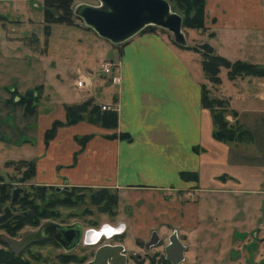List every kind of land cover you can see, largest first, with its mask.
Segmentation results:
<instances>
[{"label":"crops","instance_id":"crops-1","mask_svg":"<svg viewBox=\"0 0 264 264\" xmlns=\"http://www.w3.org/2000/svg\"><path fill=\"white\" fill-rule=\"evenodd\" d=\"M204 23L214 33L213 41H205L214 54L264 68V0H205ZM9 34L0 32V78L5 70L11 71L18 43L24 44ZM113 48L117 52L113 74L121 82L111 83L115 87L110 101L95 102L90 89H77L76 71L82 70L76 67L72 87L82 94L78 102L67 103L91 99L110 105L117 116L113 128L94 122L60 126L45 144L44 131L54 120L65 119L66 104L46 99L24 115L23 107L14 104L17 94L13 104L6 102L7 92L0 94V131L12 141L31 144L28 159L35 164L36 183L61 180L64 186L115 189L121 201L127 196L132 202L125 205V212L118 205L117 212L134 234H147V224L172 226L194 244L204 242L205 232L210 235L215 227L224 232L233 226L242 233L252 196H264V75L230 78L227 69L220 68V81L213 85L198 52L178 48L157 32H139ZM109 84L105 80L104 85ZM203 86L210 98L225 101L228 125L238 124L250 139L213 137L211 111L201 101ZM11 113L14 122H3L1 117ZM18 127L25 131L21 136L16 134ZM85 132L91 138L81 148L73 135ZM125 133L130 138L121 137ZM188 192H193L192 201L186 198ZM168 193L177 199L163 200ZM231 235L234 232L227 234Z\"/></svg>","mask_w":264,"mask_h":264},{"label":"rangeland","instance_id":"rangeland-1","mask_svg":"<svg viewBox=\"0 0 264 264\" xmlns=\"http://www.w3.org/2000/svg\"><path fill=\"white\" fill-rule=\"evenodd\" d=\"M79 2L96 3L95 0H70V9L72 10L73 6ZM169 3L171 9L182 17V11L174 6L176 3L174 1ZM43 8L44 0H0V32H8L11 36L21 38L19 40L25 44L22 43L21 45L20 42L18 43L19 51L14 53L17 55V59L11 61V71L5 70L1 73L0 94L7 92L9 99L6 102L12 104L14 103L13 97L16 94L18 99L20 96L31 97L32 102L30 103H32L34 111L37 108V103L46 99L52 103L70 105L67 103L78 102L82 94V92L76 91L72 87L73 70L78 67L84 73L94 74V76L91 75L92 87L89 94L94 97L95 102L110 101L109 92L115 86L111 85V83L104 85L107 79L98 70H100V63L103 60L113 61L117 58V52L113 48V44L99 37L92 29H88L75 16H71L72 23L70 24L56 21L47 22ZM4 28L7 31H3L5 30ZM11 28L15 29L12 33L9 32ZM158 31L157 33L163 34L168 42L171 43V33L167 30H165L166 32ZM182 32L190 46H193L194 43H203L214 39V33L205 26L201 29L182 26ZM220 68L227 69L228 75V68L223 66H220ZM237 72L232 70L229 75L234 77L236 75H248ZM217 77L219 78V76ZM218 83L212 84L217 85ZM99 87H101V90H97ZM13 90L21 93H14L12 92ZM34 111L32 110V113ZM24 115L26 114L24 113ZM11 117L12 113L9 118L3 119L1 117V119L3 122L8 123V121H11L10 123H12L14 117L10 119ZM54 121H58L60 125L56 127L53 137L49 140L55 137L60 126L75 125L80 122L91 123L86 118H82L75 123L66 124V115L63 121L58 119ZM16 130H18L16 134L19 136L22 135L21 132H25L24 130L21 131L20 127ZM44 134L43 140L45 144H48L49 140H45ZM90 138V132L73 135V140L81 148L86 145ZM30 145L25 142L17 143L16 140L12 141L5 131H0V183L8 182L10 186L9 192L15 188L21 189V192L17 195L16 204H10L9 199L4 200L2 203V205H10L15 217L11 219L7 226H2L4 229L1 228L0 232H12L14 236L18 237L22 231L32 228L44 219L63 223L79 221L84 226H99L103 222L113 223L119 218H123L117 212L118 205H121L123 212H125V205H129L132 202L127 196L121 201L115 189L101 186H64L61 180L48 184H37V181L33 178L34 173L31 176L29 175L31 169L25 162L31 160L30 162L33 163L34 167L33 171H35L34 162L32 159H28L32 152ZM21 158L27 159L23 160ZM104 188L116 193V206L113 208L115 210L113 212L101 211V203L95 205L91 199V193ZM68 189L74 191L70 197L64 193V190ZM135 198L141 197L136 196ZM186 198L190 201L193 200V197L189 194H187ZM151 199L155 200V197ZM176 199V195L169 193L163 196V200L168 202ZM215 199L216 197L211 199V201ZM251 205L252 208L246 214L248 226L246 225L247 227L243 228L240 234L233 226L226 228L224 232L215 227L211 232L209 230L210 235L205 232L204 236L206 238L204 242L195 241L194 244L191 238L189 240L190 244L187 243L186 237L180 234L179 237L187 246L184 264H187L189 262L188 257H193L194 254L197 255L198 264H264V230L261 228L264 217V196L260 194L253 195ZM170 227L147 224V229L145 230L148 233L144 236L148 237L150 231L154 230L159 235L160 241L158 244L150 246L146 254L143 249L135 247L144 256L142 262H137V264H159L157 260H150L149 255H163V246L166 244L167 239L166 235L172 230ZM230 231L231 234L234 232V235L227 236ZM124 243L129 248L134 247L131 232L125 234ZM60 251V248L52 243L43 242L25 249L20 254L21 257L17 256V258L20 259L21 264H49L51 261H58L56 256ZM189 260L191 262V259ZM129 264L135 263L130 262Z\"/></svg>","mask_w":264,"mask_h":264},{"label":"water","instance_id":"water-1","mask_svg":"<svg viewBox=\"0 0 264 264\" xmlns=\"http://www.w3.org/2000/svg\"><path fill=\"white\" fill-rule=\"evenodd\" d=\"M95 2V4L79 2L73 6L72 13L82 21L83 25L114 45L129 40L145 27L152 25L171 33L175 44L182 47L188 46L182 32V17L171 9L167 0H95ZM193 46L204 53H214L209 43H194ZM19 192H21L20 188L14 189L12 202L16 201ZM9 216L10 210L6 207L4 213L0 216V222L5 221ZM81 231L82 228L78 222L60 224L48 219L42 221L37 228L22 232L19 239L7 237L6 235L2 237L13 252H19L31 242L47 238L54 239L65 248H72L71 246L80 237ZM169 242L165 247L166 255L169 259H172L171 256L175 254L177 260H179L178 258L182 256L184 246L175 234L169 237ZM120 249V246L102 247L96 253V259L110 258L113 264H123V256L119 255V258H116L117 251Z\"/></svg>","mask_w":264,"mask_h":264},{"label":"trees","instance_id":"trees-1","mask_svg":"<svg viewBox=\"0 0 264 264\" xmlns=\"http://www.w3.org/2000/svg\"><path fill=\"white\" fill-rule=\"evenodd\" d=\"M169 2H175L174 6L180 11H182V26H191L195 29L204 28V14H205V0H168ZM70 0H44V17L47 22L56 21V22H65L67 24L72 23L71 16H74L72 10L69 6ZM90 29L89 27H87ZM166 32L165 29L158 28L157 26H147L140 31L142 32H157V31ZM158 31V32H159ZM126 42V41H125ZM125 42L121 44H117L116 46H121ZM171 44L175 45L181 49H191L197 51L201 54V67L206 75V77L212 83H218L219 78L218 72L220 66L228 68V76L233 78L234 76H230L229 73L234 70L237 73H245L248 75H264V68L252 65L249 63L235 61L230 62L226 58L216 55L214 53L208 54L200 51L198 48L194 46L188 45L187 47H182L173 42L171 40ZM235 73V74H237ZM31 97H21L16 102L17 105L23 106L24 113L32 114L33 105ZM202 105L207 107L211 111L212 121L214 124L213 137L217 140L221 141H233V140H246L250 139L249 133L240 127L238 124L234 126L228 125L226 120L224 119V108L225 101L220 99L210 98L208 96V91L205 87H202ZM65 115H66V124L75 123L82 118H86L90 122L98 123L103 126L115 127L117 122L116 113L112 110H101L98 104L93 103L91 99H87L82 103L64 105ZM60 123L58 121H54L49 129L46 130L44 134L45 140H49L53 137L55 133V129L59 126ZM121 137L130 138L128 134H122ZM27 166L31 169L29 175H33L34 167L33 163L30 161H25ZM193 175L196 178L195 174ZM1 182V181H0ZM0 204L2 205L4 200L9 199V191L10 186L6 182L0 183ZM3 186V187H1ZM74 191L72 189L64 190L66 196H71ZM91 199L94 201L93 204L99 205L101 203V211L104 212H113V208H115L116 204V193L115 191H110L107 188L96 190L95 193H91ZM100 208V207H99ZM23 215V214H22ZM15 217V216H14ZM12 217L11 219H13ZM9 219L4 223V227L9 224L11 221ZM20 259L17 256L13 255L9 250H0V264H18L20 263ZM21 264V263H20Z\"/></svg>","mask_w":264,"mask_h":264},{"label":"flooded vegetation","instance_id":"flooded-vegetation-1","mask_svg":"<svg viewBox=\"0 0 264 264\" xmlns=\"http://www.w3.org/2000/svg\"><path fill=\"white\" fill-rule=\"evenodd\" d=\"M13 191L14 189H11V192H9V195H10L9 200H10V204L14 205L17 203L18 199L16 196V201L12 202ZM6 207H8L10 210V216L5 221L0 222V229L1 228L4 229L2 227L4 226V223L15 216V214L11 211L10 205H1V204H0V216L4 213V209ZM44 220H48V219H44ZM55 222H58V221H55ZM74 222L80 223L82 231H81V235L78 238L77 242H75V244L71 246L72 248H65L64 246H62L60 243H58L54 239L47 238V239L39 240L36 242H31L19 252H13L11 247L3 241L2 236L6 235L7 237L19 239L22 233L18 237H16L12 234V232L6 231V233L0 232V245H1L0 250H4V251L9 250L10 252L13 253V255L21 257L20 254L25 249L31 247L32 245H37L43 242H50L54 246L60 248L61 251L56 256L58 261L57 262L51 261L49 264H113L110 258H106L104 260L96 259V253L98 252L100 248L105 247V246H120L121 249L117 251L118 254L116 258H119V255H120V256H123L124 258L123 264H129L130 262L137 264V262H140V261L142 262L144 256L139 251H137L135 247H137V249H143L144 253L146 254V251H148V248H150V246L156 245L160 241V237L159 235H157L156 231L154 230L150 231L148 237L140 235V234H134L133 231L130 229V227L126 224V222L120 219L116 220V222H113V223L103 222L99 226H94V225L84 226V224H82L79 221H73L70 223H63V222H58V223L71 224ZM40 223L26 230L35 229L40 225ZM127 232L132 233L133 243H134L133 248L127 247L124 243V237ZM172 234H175L178 240L180 241V243L184 246L182 256L178 258L179 260H177V255L173 254L171 256L173 259L172 260V259H169L165 253V247L166 245H168V243H170L169 237ZM166 238H167L166 244L163 246V255L162 254L161 255H155V254L151 255L150 254L149 255L150 260L151 259H154L155 261L157 260L159 264H184L186 254H187V250H186L187 246L183 243L182 239L177 234V231L175 229H172L171 232L168 235H166ZM95 259H96V262H95ZM189 259H191V262ZM196 259H197V255L195 254L193 255V257H190V258L188 257L189 262H187V264H198ZM118 260H116V262H118ZM26 264H32V263H26Z\"/></svg>","mask_w":264,"mask_h":264},{"label":"built area","instance_id":"built-area-1","mask_svg":"<svg viewBox=\"0 0 264 264\" xmlns=\"http://www.w3.org/2000/svg\"><path fill=\"white\" fill-rule=\"evenodd\" d=\"M117 64L112 60H103L100 63V72L104 74V77L112 84H120L121 78L119 75L113 74L114 68ZM74 86L77 89L89 90L92 86V77L89 73H84L80 70L76 71V77L74 79ZM101 110H111L110 105L102 104L100 105ZM188 194L193 197V192H188ZM261 228L264 230V217L261 223Z\"/></svg>","mask_w":264,"mask_h":264}]
</instances>
